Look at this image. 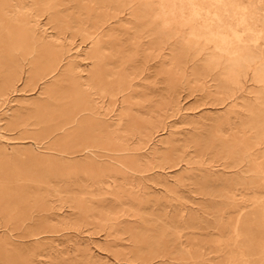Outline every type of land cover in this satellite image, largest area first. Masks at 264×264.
I'll return each instance as SVG.
<instances>
[{"label": "rangeland", "instance_id": "rangeland-1", "mask_svg": "<svg viewBox=\"0 0 264 264\" xmlns=\"http://www.w3.org/2000/svg\"><path fill=\"white\" fill-rule=\"evenodd\" d=\"M51 2L50 21L34 7L59 37L56 62L0 69L11 81L0 87V264H227L237 217L251 264H264V182L251 172L262 147L241 161L264 117L249 77L229 99L176 41L157 50L155 29L124 13L102 38L115 96L97 92L91 112L53 131L75 94L69 72L88 82L79 32L92 18L83 0Z\"/></svg>", "mask_w": 264, "mask_h": 264}, {"label": "bare ground", "instance_id": "bare-ground-1", "mask_svg": "<svg viewBox=\"0 0 264 264\" xmlns=\"http://www.w3.org/2000/svg\"><path fill=\"white\" fill-rule=\"evenodd\" d=\"M51 1L45 0L42 3V0H0V69L21 72L24 67L22 65L28 62L33 69L45 64L49 70L56 62L59 55L57 47L61 45L57 40L59 37L54 39L47 35L48 29L40 25L35 15L39 8L34 7H40L41 12L50 21ZM83 2L88 9L87 16L92 18V25L90 28L79 29V33L89 44L88 53H84V56L91 61L92 70L88 82L83 83L81 88L75 85L73 72H69L67 81L75 90V94L71 106L60 109V115L53 118L55 125L53 131L76 122L75 118L81 113L91 112L92 96L97 92L102 100L106 96H115L112 88L109 92L106 89L109 83L104 77L105 48L102 38L109 22L119 19L124 13L135 23L155 29L150 30V35L154 37L152 41L156 43L157 50L163 39L176 41L192 62L194 60L196 63L200 62L196 75L199 77L215 75L220 90L229 99H235V91L238 92L249 77V82L258 89L255 98L259 101L264 114V0H83ZM68 28L69 26L64 27ZM60 30L61 28L57 29ZM9 86H11L9 80L4 79L0 83V87L5 90ZM121 91L118 90V93ZM81 128H85L87 132L90 130L89 126ZM81 128L73 139L71 138L79 144L83 142ZM255 132V135L247 139L249 144L245 143L241 147L244 157L241 161L248 162L250 153L261 146L263 150L260 156L251 162V172L257 173L259 179L264 182V168L257 163L259 158L264 160V117ZM261 213L264 214V206ZM237 218L231 232L234 248L231 246L233 252L231 256L229 255L227 264H251L250 248H244L250 247L251 244L249 238L244 239L247 236L244 231L247 222L243 217ZM244 241L245 244L241 246ZM259 255L260 261L264 262L263 253Z\"/></svg>", "mask_w": 264, "mask_h": 264}]
</instances>
